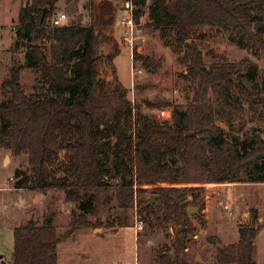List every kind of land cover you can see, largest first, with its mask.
I'll return each mask as SVG.
<instances>
[{
    "label": "trees",
    "instance_id": "1",
    "mask_svg": "<svg viewBox=\"0 0 264 264\" xmlns=\"http://www.w3.org/2000/svg\"><path fill=\"white\" fill-rule=\"evenodd\" d=\"M22 1L14 27V47L23 48L24 61L12 66L2 82L9 97L0 104V144L12 155L27 152L32 172L19 178L22 171L17 169L14 187L64 190L67 200L79 203L84 211L71 221L72 229L77 230L91 225L86 212L94 208L92 196L82 192L110 187V177L118 178L120 172L128 171L130 161L134 178L114 186L120 205L133 206L137 201L141 207H150L142 198L136 200L135 194L152 187L159 195L158 203L152 206H158L171 221L183 226L173 247H164L159 264H187L180 255L188 247L194 229L188 209L191 204L200 209L204 206V202L195 204L188 197L198 188L196 185L236 182L238 173L245 174L250 182H264V137L257 134L239 146L226 136L220 123H234L230 85L244 67L248 75L238 87L254 107L258 94L255 74L250 65L226 59L208 67L193 30L200 25L232 26L231 39L239 45L264 46L256 32V26L264 32V22L256 14L264 0H135L148 8L149 26L175 32V51L182 54L180 61L186 65L182 75L196 83L186 109L173 107L171 122L168 119L162 123L151 121L141 105L128 98L129 88L119 79L114 59L121 47L109 32L116 9L111 0H89L86 6L95 14L86 23L77 15L80 0H65V11L75 18L64 26L51 23L60 0ZM105 44L113 48L108 54L115 84L112 96L97 88L102 81L98 78L97 59ZM140 53L141 48L135 46L134 61L155 64V60ZM24 68L42 73L39 94L24 91ZM65 149L71 154L62 167L63 175L51 178L50 167L59 162ZM110 152L116 172L106 166ZM166 152H178L181 164L164 163ZM250 211L251 220L239 226L237 242L223 244L217 236L207 238L217 247L216 257L200 264H256L255 241L263 224L258 223V209ZM202 215L199 212L195 216L205 224ZM59 242L60 235L50 218L43 223L30 219L16 225L13 264H58Z\"/></svg>",
    "mask_w": 264,
    "mask_h": 264
},
{
    "label": "rangeland",
    "instance_id": "2",
    "mask_svg": "<svg viewBox=\"0 0 264 264\" xmlns=\"http://www.w3.org/2000/svg\"><path fill=\"white\" fill-rule=\"evenodd\" d=\"M88 1L80 0L77 12L85 23L95 14L86 6ZM95 1L99 3L101 0ZM111 1L116 9L115 23L109 28V32H112L121 47V52L114 59L119 79L129 88L128 98L140 104L143 113L151 121L162 123L169 119L173 107L186 109L196 89V83L182 75L186 73V65L180 61L182 54L175 51V32L170 28L161 30L149 26L150 18L147 14L146 20L149 21L135 46L141 48V55L155 60V64L148 66L142 60L134 61L132 47L121 43L126 30L120 25L121 19L126 15L123 0ZM22 4V0H0V104L9 97L2 86V82L9 76V65L18 66L24 60V50L14 47V27L18 24ZM57 6L58 11L66 12L65 0H60ZM66 13L68 22L75 18ZM256 14L264 22V4ZM256 32L264 43V32H260L257 26ZM231 33L232 26L200 25L194 28L193 38L200 46L208 67L215 61L226 59L250 65L255 74L258 94L254 98V107L238 87V83L243 82L248 75L247 68L244 67L230 85L231 100L235 106L234 123L228 125L220 121L226 129V136L237 141L240 146L241 142L250 140L257 134L264 135V46H241L237 40L231 39ZM35 41L39 42L40 39ZM112 49L111 44L103 45L97 59L98 78L102 80L97 88L110 96L115 90L112 68L108 61V54ZM42 80V73L33 69H26L21 77L23 89L28 94H39ZM169 121L171 122L170 119ZM1 127L0 115V131ZM6 151L10 154L7 159ZM111 152L105 159L106 166L116 172ZM70 154V150L61 151L59 162L50 167L51 178L63 175L62 167ZM11 160L14 162H10ZM163 161L169 165H180V154L166 152ZM127 164L128 171L120 172L118 178L110 177V187L82 192L93 198L94 208L86 212L91 225L73 230V217L84 211L79 208V203L67 200L64 190L13 188L14 191H9L14 186L17 169L22 171L19 178L30 176L32 172L27 152L12 155L0 144V264L3 261L13 264L15 225L24 224L30 219L43 223L48 218L53 221L60 235L58 264H159V256L164 247H173L183 226L171 221L158 206H152L159 200V195L153 192L152 187H147L141 195L135 194L136 200L142 198L150 207H141L137 201L133 206L120 205L114 186L119 185L123 179L129 181L134 178L132 164L130 161ZM235 179L236 182L199 184L189 194L190 200L195 204L204 202V206L200 209L197 205H190L198 211L193 209L189 212L194 229L190 234L188 247L180 255L182 261L185 260L187 264L213 261L217 247L207 238L217 236L223 244L237 242L239 226L248 224L251 220L250 210L257 208L258 223L263 224V227L255 241V260L256 264H264V182H250L243 173L236 174ZM226 204L232 206L233 215L225 210ZM199 212L203 214L201 219L205 220V224H201L195 216ZM170 253L173 254V248Z\"/></svg>",
    "mask_w": 264,
    "mask_h": 264
},
{
    "label": "built area",
    "instance_id": "3",
    "mask_svg": "<svg viewBox=\"0 0 264 264\" xmlns=\"http://www.w3.org/2000/svg\"><path fill=\"white\" fill-rule=\"evenodd\" d=\"M123 9L125 10L126 15L121 19L120 25L124 26L126 30L121 38V43L132 47L133 59V50L138 39L144 33V27L149 21L146 20L148 19L149 14L147 8L140 6L135 0H123ZM138 10L141 11V14L139 15L137 14ZM51 23L56 26H64L68 24V15L66 12L58 11L52 16ZM224 207L230 215H233L234 212L230 204H226Z\"/></svg>",
    "mask_w": 264,
    "mask_h": 264
},
{
    "label": "crops",
    "instance_id": "4",
    "mask_svg": "<svg viewBox=\"0 0 264 264\" xmlns=\"http://www.w3.org/2000/svg\"><path fill=\"white\" fill-rule=\"evenodd\" d=\"M15 35V40H16V33L14 34ZM15 40H14V42H15ZM22 50H23V48H21ZM24 61V60H23ZM23 63V62H22ZM11 67H12V65H9V67H8V69L10 70L11 69ZM27 68H24V69H22L21 70V77H22V73L26 70ZM10 154H8L7 153V151H6V159H7V157L9 156ZM10 162H14L13 160H11ZM6 164H8V163H6ZM17 165H18V162H17ZM15 180V179H14ZM8 188H10V187H8ZM12 189H8L9 191H14V189L13 188H15L14 186H12L11 187ZM23 188H20V189H16V190H22ZM21 224V223H20ZM18 225H19V223H18ZM16 226V225H15ZM14 226V227H15Z\"/></svg>",
    "mask_w": 264,
    "mask_h": 264
},
{
    "label": "water",
    "instance_id": "5",
    "mask_svg": "<svg viewBox=\"0 0 264 264\" xmlns=\"http://www.w3.org/2000/svg\"><path fill=\"white\" fill-rule=\"evenodd\" d=\"M45 9H47V8H45ZM238 78H239V77H238ZM239 79H240V78H239ZM0 115H1V113H0ZM263 137H264V135H263ZM193 209L196 210V211H198V209L195 208V207H189L188 211L191 212V210H193ZM1 257H3V256H1ZM2 264H7V263L3 261Z\"/></svg>",
    "mask_w": 264,
    "mask_h": 264
}]
</instances>
